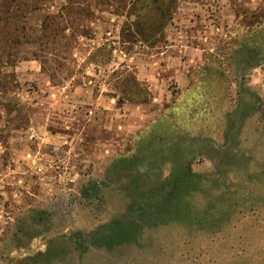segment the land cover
<instances>
[{
  "label": "rangeland",
  "instance_id": "rangeland-1",
  "mask_svg": "<svg viewBox=\"0 0 264 264\" xmlns=\"http://www.w3.org/2000/svg\"><path fill=\"white\" fill-rule=\"evenodd\" d=\"M53 1L0 0V264H264V0ZM173 32L205 53L160 103L135 68Z\"/></svg>",
  "mask_w": 264,
  "mask_h": 264
},
{
  "label": "crops",
  "instance_id": "crops-1",
  "mask_svg": "<svg viewBox=\"0 0 264 264\" xmlns=\"http://www.w3.org/2000/svg\"><path fill=\"white\" fill-rule=\"evenodd\" d=\"M58 2L56 0L48 2V5L52 9L55 7L54 4H58ZM217 2L220 4L219 9L222 10V13L232 10L231 0H217ZM172 36L169 46L160 55L158 61L135 68L138 82L148 87L154 101H159L160 103L168 99L167 93L172 83L176 82L180 87L186 85L185 83L188 82L186 75L190 73V67L203 60V54L205 53L201 46H195V42L199 40L200 36L195 37L192 34L180 35L178 33H174ZM203 39L204 36L200 38V40ZM16 72L17 79L21 82L22 86L26 85L27 88H31L33 84L37 85V87L33 88V92L29 93H33L34 95L46 94L48 92L51 95L56 94V91L53 92L55 89L52 88L55 86L52 85L50 78L46 76L39 61L28 60L20 62L18 63ZM97 100L103 106L104 113L106 112L105 110H109L106 115H115L122 119L120 122L116 120L115 124L113 123L115 131L123 130L122 134L126 135L133 128L137 132L140 131V133L143 131L142 127L148 128L146 122L150 116H146L148 110L140 104L132 105L127 100L120 103L114 96H104L103 94ZM1 109L0 107V121L2 120Z\"/></svg>",
  "mask_w": 264,
  "mask_h": 264
},
{
  "label": "trees",
  "instance_id": "trees-1",
  "mask_svg": "<svg viewBox=\"0 0 264 264\" xmlns=\"http://www.w3.org/2000/svg\"><path fill=\"white\" fill-rule=\"evenodd\" d=\"M174 2H175V0H174Z\"/></svg>",
  "mask_w": 264,
  "mask_h": 264
}]
</instances>
